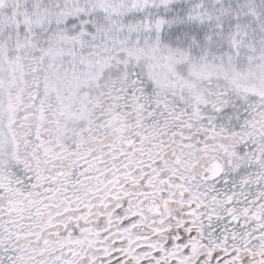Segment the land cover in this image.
<instances>
[{"label": "snow or ice", "instance_id": "obj_1", "mask_svg": "<svg viewBox=\"0 0 264 264\" xmlns=\"http://www.w3.org/2000/svg\"><path fill=\"white\" fill-rule=\"evenodd\" d=\"M0 264H264V0H0Z\"/></svg>", "mask_w": 264, "mask_h": 264}]
</instances>
